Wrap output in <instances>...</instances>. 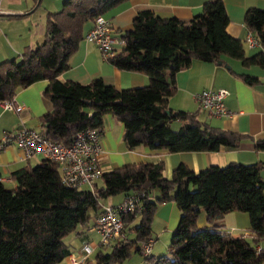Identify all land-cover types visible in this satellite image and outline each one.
<instances>
[{
    "label": "trees",
    "instance_id": "trees-1",
    "mask_svg": "<svg viewBox=\"0 0 264 264\" xmlns=\"http://www.w3.org/2000/svg\"><path fill=\"white\" fill-rule=\"evenodd\" d=\"M126 1L64 0L61 10L48 12L44 40L26 48L19 58L0 63V102L47 80L42 96L50 108L39 117V128L53 141L69 145L84 129H100L102 136L105 117L112 114L124 124L123 140L131 151L141 146L169 153L240 148L248 134L203 122L197 112L173 109L168 100L178 90L176 74L195 59L218 62L226 56L240 60L246 68L264 69V9L249 7L244 17L262 47L254 54L247 53L244 40L228 32L225 0H208L191 19L162 18L153 10H141L133 28L121 33L126 45L108 60L120 70L148 76L147 85L119 89L102 77L88 84L62 79L96 17ZM237 75L249 85L260 82L247 73ZM178 121L183 125L175 129ZM254 150L264 151V139L255 142ZM165 169L163 161L126 164L104 173L94 192L66 186L60 165L48 158L12 171L15 188L5 184L0 172V264H60L72 251L65 238L90 226L101 212L103 199L122 194L125 198L140 195L142 208L123 216L130 236L114 243L110 252L100 248L96 264H123L133 252L143 256L142 243L152 238L156 212L168 202H175L181 213L169 245L171 255L144 256L146 261L264 263V250L258 249L264 241V162H231L200 172L180 164L171 177ZM200 210L206 213L209 226H198ZM234 211L250 215L248 235L237 237L219 223Z\"/></svg>",
    "mask_w": 264,
    "mask_h": 264
},
{
    "label": "crops",
    "instance_id": "crops-1",
    "mask_svg": "<svg viewBox=\"0 0 264 264\" xmlns=\"http://www.w3.org/2000/svg\"><path fill=\"white\" fill-rule=\"evenodd\" d=\"M45 1L0 0V63L19 58L26 48L36 47L44 40L47 13L60 10L59 5L62 0ZM207 1L128 0L106 13L105 17L109 20L114 35L121 37V33L133 28V20L141 10H153L162 18L191 19L201 12ZM225 6L230 16L228 32L245 41L251 31L244 23L246 11L249 7L264 9V0H225ZM16 16L18 17L16 18ZM91 27L92 24L89 25V29ZM117 48L122 47L118 46ZM261 50V46L251 48L247 45L248 54H254ZM220 61H222L221 64L219 61L209 62L195 59L188 69L178 72L176 74L178 90L168 100V104L176 110L197 112L201 121L208 122L215 127L248 134L250 137L244 140L240 148L222 147L219 151L169 153L163 149L153 150L141 146L131 151L123 140L124 124L116 120L112 114H108L105 117V132L101 137V145L104 150L101 158L103 172H110L126 164L163 161L166 166L165 175L171 177L174 169L180 164H186L194 172H200L210 166L224 167L231 162L245 164L264 162V151L256 152L254 150L255 142L264 139V69L258 66L246 68L240 60L226 56H223ZM237 73L256 76L260 82L249 85ZM96 77H102L107 84L114 85L119 89L140 87L149 83L148 76L142 73L118 69L111 61L104 58L94 43L83 39L78 51L71 59L70 69L62 74V79L88 84ZM47 85L48 81L42 80L17 91L15 102L25 106L21 112L6 111L0 105V142L6 133L23 126L37 130L35 125L40 126L39 117L50 108L42 96ZM219 88H225L230 92L225 103L232 114L210 117L207 111L200 106L195 95L204 89L216 90ZM174 125L178 128L183 125V122L178 121L173 124V127ZM44 158L41 152L34 154L31 158H26L25 152L15 143L0 149V172L4 176L5 184L9 188H15L16 183L10 177L11 172L26 165H37ZM261 173L264 179V169ZM119 196L103 199L101 203L103 205L122 203L125 200V195ZM180 216V210L175 202L163 203L159 206L152 224L154 243L150 255L162 256L165 254L171 243L173 232L178 227ZM219 223L237 237L243 233L248 235L251 227L250 215L240 211L225 214ZM92 224L93 219L89 227L78 230L76 233L79 242L75 245L71 244V253L80 254L82 245L85 242L91 243L94 246V251L89 260L100 249L98 246L99 234L90 229ZM209 225L206 213L200 210L198 226ZM128 234L125 233L122 238ZM122 238L115 240L114 243ZM260 247L264 250V241ZM142 258L145 257L142 256ZM126 263L124 262V264ZM60 264H69L68 258ZM136 264H140V262Z\"/></svg>",
    "mask_w": 264,
    "mask_h": 264
},
{
    "label": "built area",
    "instance_id": "built-area-1",
    "mask_svg": "<svg viewBox=\"0 0 264 264\" xmlns=\"http://www.w3.org/2000/svg\"><path fill=\"white\" fill-rule=\"evenodd\" d=\"M109 20L100 15L96 17L93 27L85 34L84 39L94 43L102 52L105 59L114 57L118 46L124 47L126 41L114 35ZM249 47L260 46L258 38L250 31L246 37ZM230 92L225 88L216 90L204 89L195 95L200 106L207 111L210 117L229 116L232 111L228 109L225 100ZM6 111L21 112L25 109L14 99H5L0 102ZM100 129H84L76 133L71 144L66 145L45 137L40 131L29 126L6 133L0 142V149L15 143L31 158L41 152L45 158L51 159L60 165L62 182L71 188L95 191L96 183L102 178L104 172L101 167V158L104 154L101 145ZM5 180V179H3ZM142 208L140 195L133 194L116 205L101 204V212L94 216L91 230L99 234L100 248L112 247L114 241L125 235L123 216L128 212H135ZM124 238V237H123ZM154 239L142 243L143 256L151 254ZM261 250V248H258ZM94 251L91 243L85 242L80 248V254L71 253L67 258L69 264L86 263Z\"/></svg>",
    "mask_w": 264,
    "mask_h": 264
},
{
    "label": "rangeland",
    "instance_id": "rangeland-1",
    "mask_svg": "<svg viewBox=\"0 0 264 264\" xmlns=\"http://www.w3.org/2000/svg\"><path fill=\"white\" fill-rule=\"evenodd\" d=\"M45 2H47V0H46ZM60 3H61V4L59 5V7H60L59 9L61 10V8H62V6H63V0H62V2H60ZM42 5H44V4H42ZM57 11H59V10H57ZM53 12H55V11H53ZM35 127H36L37 130H39V127H38L37 125H35ZM174 128H175V129H179L180 127L176 128V125H174ZM98 183L101 184V181H99ZM83 188H84V189H87L86 186H83ZM119 197H122V195H120ZM117 198H118V197H117ZM117 198H116V200H117ZM156 213H157V212H156ZM155 216H156V215H155ZM138 222H139V217H138L137 223H138ZM80 229H81V227H80L78 230H80ZM133 236H134V235H132V237H133ZM65 241H66L67 243H70V244L75 245L76 243L79 242V239L77 238V233H72L70 236H68V237L65 238ZM103 249H105L106 252H110L111 249H112V247H105V248H103ZM164 255H168V256L171 255V254H170V251H169V247L166 249ZM153 256H155V257H159L160 255H158V254H153ZM95 257H96L95 254L91 257V259L89 260L90 264H96V262H95ZM124 262H127L126 264H134V263L136 264V263H139V262H140V264H152L151 262L146 261L145 258H142V256H141L139 253H137V252H133L132 256H131L128 260H126V261H124ZM123 264H124V263H123Z\"/></svg>",
    "mask_w": 264,
    "mask_h": 264
},
{
    "label": "water",
    "instance_id": "water-1",
    "mask_svg": "<svg viewBox=\"0 0 264 264\" xmlns=\"http://www.w3.org/2000/svg\"><path fill=\"white\" fill-rule=\"evenodd\" d=\"M221 63H222V61L219 60V64H221ZM229 68H230V66H229Z\"/></svg>",
    "mask_w": 264,
    "mask_h": 264
}]
</instances>
